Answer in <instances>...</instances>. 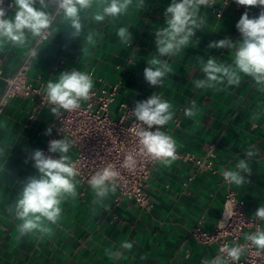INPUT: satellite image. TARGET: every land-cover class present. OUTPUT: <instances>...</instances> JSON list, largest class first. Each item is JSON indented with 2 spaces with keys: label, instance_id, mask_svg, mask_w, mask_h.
<instances>
[{
  "label": "crops",
  "instance_id": "obj_1",
  "mask_svg": "<svg viewBox=\"0 0 264 264\" xmlns=\"http://www.w3.org/2000/svg\"><path fill=\"white\" fill-rule=\"evenodd\" d=\"M46 2L45 10L53 14L55 0ZM170 2L144 0L143 7H137V0H133L125 15L100 23L90 19L92 11L99 10L94 8L82 15L85 27L78 38L71 36L73 30L58 13L47 39L37 46L27 75L42 90L63 71L89 73L94 88L100 86L99 78L107 84L120 81L119 95L111 106L114 111L122 101L134 107L153 93L160 96L170 102L174 113L160 130L175 140L180 154L204 158L212 147L215 173L177 158L167 165L157 162L145 189L151 204L148 210L132 200L118 198V190L98 200L89 184L83 185L76 177L77 195L61 202L59 221L48 225L51 234L19 237V221L10 206L27 178L38 175L32 153L61 138L54 137L50 109L29 118L33 102L21 96L9 98L0 112V264H202L217 256V246L195 241L191 231L196 227L213 230L223 212L227 190H233L251 216L264 205V86L243 74L238 86H194L195 80L206 78L201 59L206 62L215 57L220 63H232L234 49L208 45L226 37L240 40L236 23L242 13L228 6L216 18L212 8H202L205 27L193 37L198 45L190 44L171 58L163 57L172 72L156 87L146 82L143 72L147 62L158 56L155 32L164 26L163 13ZM36 7H40L38 2ZM14 14V0H9L6 18ZM120 27H127L133 37L128 44L116 35ZM89 32L94 34V44L85 39ZM36 38L27 34L23 47L0 42V98L4 78L15 73ZM192 101L196 102L197 114L188 118L184 110ZM49 128L50 135L46 134ZM250 148L255 153L252 157L247 156ZM68 155L73 158L72 148ZM240 159L248 162L251 172L242 173L246 182L236 186L226 182L222 173L236 170ZM261 227L264 229V221ZM124 241L133 247L121 249ZM118 250L120 257H110L109 253Z\"/></svg>",
  "mask_w": 264,
  "mask_h": 264
},
{
  "label": "clouds",
  "instance_id": "obj_2",
  "mask_svg": "<svg viewBox=\"0 0 264 264\" xmlns=\"http://www.w3.org/2000/svg\"><path fill=\"white\" fill-rule=\"evenodd\" d=\"M40 7L37 8L36 4ZM240 6L259 7L257 16L250 18L245 11L236 28L241 35L240 40L229 38L212 41L209 48L235 50L231 64H224L210 57L207 61L200 60L201 71L205 79H197L194 86L197 89H211L217 85L238 86L241 83V74L251 77L257 85L264 86V0H235ZM133 0H55L56 11L63 21L73 30V38L80 37L84 30L82 15L92 11L90 19L97 23L106 18L116 19L128 12ZM144 0H137V7H143ZM216 4V0H171L164 10V26L155 32V48L158 56L150 59L143 75L151 86L163 83L166 74L172 68L163 57H173L186 49L190 44L198 45L194 40L197 30L203 29L206 17L200 15L202 8ZM15 14L6 18L5 10L0 8V42L11 43L23 47L27 43V34L33 37H45L48 30L53 28V16L45 9L46 0H14ZM123 44H128L133 37L127 27H120L116 33ZM89 44H94V34L89 32L85 37ZM35 54V52L33 53ZM94 81L87 72L72 70L63 71L55 80H49L43 89L44 99L50 106V112L57 118L63 111L71 112L81 106V101L90 97ZM137 123L129 131L137 138L138 151H129L125 154L120 167L133 171L138 163L137 157H150L163 164H171L176 159L177 145L175 140L160 129L173 118L172 105L156 94L150 98L137 101L131 111ZM197 114L195 101L184 110V115L193 118ZM155 129V130H153ZM52 129L46 130L51 134ZM75 141L67 138L53 139L48 144V152L59 154L58 158L47 155L43 150L36 149L32 153L33 167L38 175L27 178L14 205L15 219L19 221L17 231L19 237L29 234H51L48 225H55L61 217V202L66 197H75L76 177L79 170L76 163L68 155ZM2 154V150H0ZM250 148L248 157L254 155ZM251 172L245 159H240L236 170H225L222 175L226 182L241 186L246 182L242 173ZM120 171L115 164L109 163L97 170L88 180L90 188L95 192L98 200H103L110 193L114 194L118 187ZM227 216L234 214L231 205L226 206ZM225 215V214H224ZM254 216L264 221V205L260 206ZM226 218V217H225ZM259 251H264V229L245 237ZM133 244L128 241L121 243V249L130 250ZM220 255L211 260H204L202 264H232L239 262L246 251V245L230 246L225 243L220 248ZM110 257L118 258L121 252L109 253Z\"/></svg>",
  "mask_w": 264,
  "mask_h": 264
},
{
  "label": "built area",
  "instance_id": "obj_3",
  "mask_svg": "<svg viewBox=\"0 0 264 264\" xmlns=\"http://www.w3.org/2000/svg\"><path fill=\"white\" fill-rule=\"evenodd\" d=\"M4 5L5 0H0V8H4ZM228 6H232L242 14L247 11L249 15L259 8H246L237 5L235 0H216V4L210 8L214 10L216 18H220L223 10ZM57 15L55 8L52 16L55 18ZM48 34L49 30L46 38L37 37L33 45L22 56L15 73L4 78L5 89L0 98V112L7 99L15 96L25 97L33 102L29 118H34L43 109H50L44 99L42 88L35 87L27 75L31 60L35 55L33 53L36 52L38 44L47 39ZM98 81L100 86L92 89L87 101H81L80 108L71 112L62 110L63 115L60 118L52 115L49 123L54 129V137H64L75 141L72 147L74 151L72 160L76 163L80 173L77 177L83 185H88L90 177L100 168L109 163L115 164L121 173L117 187L118 198H127L134 201L141 209L148 210L151 204L145 191L147 180L159 161L152 160L150 157L138 156V163L133 171L120 167L127 152L138 151L137 138L129 131L137 123L131 113L134 107L122 101L115 111L112 110L111 106L119 95L121 82L107 84L101 78ZM43 151L47 155L58 158L48 152V147ZM213 156L212 147H209L204 158L176 152L177 159L190 161L201 170L215 173L212 166ZM228 205L233 207L234 212L230 217L225 212ZM261 228V220L254 215H249L244 204L238 201L233 190L229 189L225 196L223 212L213 230L205 231L196 227L191 231V237L202 244H216L217 256L221 254L219 250L225 243L230 246L246 245V251L240 261L232 262V264H264V251H259L245 239L247 235ZM246 231L249 232L247 235Z\"/></svg>",
  "mask_w": 264,
  "mask_h": 264
},
{
  "label": "water",
  "instance_id": "obj_4",
  "mask_svg": "<svg viewBox=\"0 0 264 264\" xmlns=\"http://www.w3.org/2000/svg\"><path fill=\"white\" fill-rule=\"evenodd\" d=\"M8 7H9V0H5V5H4V10H5V14L7 15L8 12Z\"/></svg>",
  "mask_w": 264,
  "mask_h": 264
}]
</instances>
